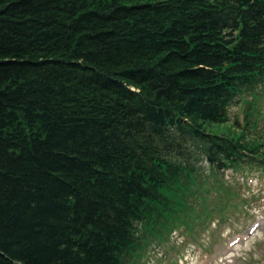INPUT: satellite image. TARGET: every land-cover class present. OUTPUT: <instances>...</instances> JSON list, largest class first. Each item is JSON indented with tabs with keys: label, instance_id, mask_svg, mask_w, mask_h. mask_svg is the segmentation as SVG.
<instances>
[{
	"label": "trees",
	"instance_id": "obj_1",
	"mask_svg": "<svg viewBox=\"0 0 264 264\" xmlns=\"http://www.w3.org/2000/svg\"><path fill=\"white\" fill-rule=\"evenodd\" d=\"M263 102L264 0H0V264L196 241L264 172Z\"/></svg>",
	"mask_w": 264,
	"mask_h": 264
},
{
	"label": "rangeland",
	"instance_id": "obj_2",
	"mask_svg": "<svg viewBox=\"0 0 264 264\" xmlns=\"http://www.w3.org/2000/svg\"><path fill=\"white\" fill-rule=\"evenodd\" d=\"M242 108V103L229 108L230 123L242 119ZM260 126L264 129V120ZM230 174L225 181H232ZM233 178L240 199L223 213L225 221L215 215L196 241L176 232L167 243L152 247L142 264H264V172Z\"/></svg>",
	"mask_w": 264,
	"mask_h": 264
}]
</instances>
